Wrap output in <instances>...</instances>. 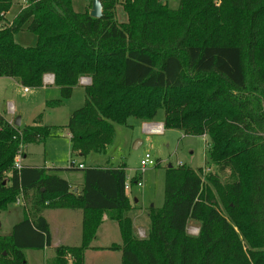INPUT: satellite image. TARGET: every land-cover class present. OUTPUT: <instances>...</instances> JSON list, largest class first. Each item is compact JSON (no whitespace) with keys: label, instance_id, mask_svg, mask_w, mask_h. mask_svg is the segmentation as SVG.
<instances>
[{"label":"trees","instance_id":"trees-1","mask_svg":"<svg viewBox=\"0 0 264 264\" xmlns=\"http://www.w3.org/2000/svg\"><path fill=\"white\" fill-rule=\"evenodd\" d=\"M72 1L27 0L8 24L13 0H0V78L29 90L52 75L64 99L90 79L84 107L66 125L74 154L105 155L116 126L153 122L163 109L165 129L208 139L217 171L206 170L204 181L203 169L169 167L164 206L151 209L140 239L124 167L79 164L77 193L46 168L18 171L20 148L45 143L57 128L16 127L0 116V212L21 194L27 201L23 219L0 236V264H27L25 251L53 247L50 209L81 210L82 239L54 247L45 264H85L88 250L121 252L123 264H264V0H180L177 10L166 0H125V23L116 18L119 0H101L99 19ZM23 30L36 46L16 43ZM105 216L119 224L121 243L92 248ZM191 222L197 236L187 233Z\"/></svg>","mask_w":264,"mask_h":264},{"label":"rangeland","instance_id":"rangeland-1","mask_svg":"<svg viewBox=\"0 0 264 264\" xmlns=\"http://www.w3.org/2000/svg\"><path fill=\"white\" fill-rule=\"evenodd\" d=\"M72 2L74 10L78 13L92 11V0H73ZM166 2L172 10L179 8L180 0H166ZM26 3L27 0H13V6L6 16L8 24L25 8ZM124 3L125 0H119L115 10L119 23H125L128 20L124 12ZM15 41L24 47H34L37 44V37L23 30L15 35ZM45 78L43 87L29 89L28 92H25V88L15 79L0 78V116L11 119L10 123L13 125L20 118L23 127L32 126L34 122L41 121L42 125L57 128L45 143L30 144L23 148V152L26 153V158L23 159L24 166L46 168L50 173L72 184L73 190L77 189L84 179V171L77 169L79 164H85L87 167H124L129 184L128 194L135 208L130 213L135 219V234L140 239L148 237L151 209L159 210L164 206L166 171L169 167L185 165L195 171L203 169L204 181L208 173L205 172L206 170L216 173L217 169L208 158V139L185 136L174 129H165L162 135H152L145 130L144 122L136 118H130L126 126H116L115 140L105 155L92 154L83 157L72 153L71 138L66 125L72 114L85 105L84 87L90 84L87 85L83 79L89 78H82L79 81V86L74 88L69 99L62 97L59 87L54 84L46 85ZM54 101H59L61 105L56 108L47 106L48 102ZM11 108L14 109L11 110ZM164 117V110L161 109L154 121L150 123H164ZM146 155H151L159 167L156 165L147 168L144 172L140 171L141 161ZM72 162L75 164L74 169H71ZM228 176V173L223 175L222 181L226 182ZM134 178H137L140 185L133 183ZM25 206L26 203L23 205L15 203L9 205L7 211L0 212V236H8L12 233L13 227L24 217ZM221 211L225 214L223 208ZM77 212L50 209L45 211V216L49 218L52 229L59 230L60 238H63L70 223L77 225ZM136 215L140 217L137 219ZM107 219L108 217L105 216L106 224L101 227L102 229L99 228L98 239L93 242L92 247L108 248L121 243L119 224ZM139 227L143 228L138 230ZM73 229H75L74 226L71 227V230ZM187 233L191 236L199 234V229L194 222L189 224ZM237 233L243 241L239 230ZM71 236L75 239L76 232L73 231ZM90 251L85 253V264H123L121 252L92 250L99 251V253H92ZM24 253L27 264H45L46 260L54 255V246L44 250H27Z\"/></svg>","mask_w":264,"mask_h":264},{"label":"crops","instance_id":"crops-1","mask_svg":"<svg viewBox=\"0 0 264 264\" xmlns=\"http://www.w3.org/2000/svg\"><path fill=\"white\" fill-rule=\"evenodd\" d=\"M167 3V2H166ZM168 4V3H167ZM12 107H13V105H11ZM12 109H14V108H11V110ZM6 119V118H5ZM7 121H9V122H11V119H7ZM162 124H164L163 122H161ZM145 124H147V123H144V126H145ZM149 124H156V123H149ZM26 158V153H24V157H23V159H25ZM85 165V164H84ZM85 167H87L86 165H85ZM83 182H84V179H83ZM72 185V184H71ZM82 188H83V183L82 184H80L79 185V187L77 188V189H75V190H77L76 192H75V190H74V192L75 193H77V192H79V191H81L82 190ZM127 196H128V198L130 199V197H129V194H128V191H127ZM131 201V200H130ZM132 203V202H131ZM135 203H138L137 201H135ZM133 206V205H132ZM135 208L134 207H132V210H134ZM58 210H64V209H58ZM75 211H78L77 212V225H74L73 224V222L72 223H70L69 224V227L66 229V233H64L63 234V238H60V235H59V230L58 231H55V229L53 230L52 228V226H51V223H50V220H49V218L48 217H46V219L48 220V222H49V224H50V230H51V237H52V246H54V247H57V246H61V245H69V246H78V245H80V243H81V239H82V227H83V212L81 211V210H75ZM44 215H45V213H44ZM74 217H75V212H74ZM129 216L131 217V213L129 214ZM140 216L139 215H136V217L135 218H139ZM131 219H132V222H133V231H134V233H135V226H134V218L133 217H131ZM136 219V220H137ZM108 220V219H107ZM70 221V220H69ZM112 221V220H111ZM113 222H115V221H113ZM106 224V220H104V222H103V224L101 225V227H103L104 225ZM118 224V223H117ZM72 226H74L75 227V229H73V230H71V227ZM100 227V229H102ZM141 228H143V227H139L138 228V230H141ZM68 229H69V231H68ZM71 230V231H70ZM76 232V237H75V239L71 236V234H72V232ZM99 230H98V234H97V238H96V240H95V242L97 241V239H98V235H99ZM56 233V234H55ZM68 241H73V243H68ZM92 248H99V247H92ZM90 251V250H89ZM88 252V251H87ZM90 252H92V253H99V251H90Z\"/></svg>","mask_w":264,"mask_h":264},{"label":"built area","instance_id":"built-area-1","mask_svg":"<svg viewBox=\"0 0 264 264\" xmlns=\"http://www.w3.org/2000/svg\"><path fill=\"white\" fill-rule=\"evenodd\" d=\"M84 81H86V84H90V80L89 79H83ZM45 84L49 85V84H54V78H52L50 75L47 76L45 78ZM28 89H25V92H28ZM145 130L152 134V135H162L165 133V127L164 124L162 123H156V124H145ZM156 162L153 159V157L151 155H146L145 158L141 161V168L140 171L144 172L147 168L149 167H153L156 166ZM24 167L23 165V148H20L19 153L17 154L15 161H14V168L18 171L22 170ZM80 168H83V166H79ZM137 184L140 185L139 181H137ZM126 190H129V184L126 183ZM17 205H23L25 204L24 202V198L22 196V194L17 198L16 202Z\"/></svg>","mask_w":264,"mask_h":264},{"label":"water","instance_id":"water-1","mask_svg":"<svg viewBox=\"0 0 264 264\" xmlns=\"http://www.w3.org/2000/svg\"><path fill=\"white\" fill-rule=\"evenodd\" d=\"M91 17L99 19L103 15V5L101 0H93L92 11L90 12ZM16 127L21 126V120L18 118L14 124ZM77 190H75L76 192Z\"/></svg>","mask_w":264,"mask_h":264}]
</instances>
